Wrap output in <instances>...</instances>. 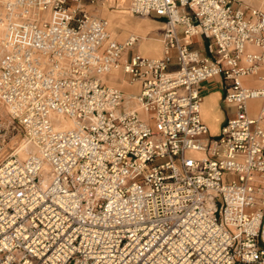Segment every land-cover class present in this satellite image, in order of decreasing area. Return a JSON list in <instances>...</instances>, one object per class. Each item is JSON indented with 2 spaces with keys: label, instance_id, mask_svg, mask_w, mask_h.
I'll return each mask as SVG.
<instances>
[{
  "label": "built area",
  "instance_id": "obj_1",
  "mask_svg": "<svg viewBox=\"0 0 264 264\" xmlns=\"http://www.w3.org/2000/svg\"><path fill=\"white\" fill-rule=\"evenodd\" d=\"M102 1L0 0V264H264V10L128 0L162 22L152 59ZM219 76L235 112L213 136Z\"/></svg>",
  "mask_w": 264,
  "mask_h": 264
},
{
  "label": "crops",
  "instance_id": "obj_2",
  "mask_svg": "<svg viewBox=\"0 0 264 264\" xmlns=\"http://www.w3.org/2000/svg\"><path fill=\"white\" fill-rule=\"evenodd\" d=\"M104 1H108L107 3L104 4L103 9L99 12L97 11V13H101V15L103 17H106L107 19L111 18L113 16V13H115V11H126L129 13V4L126 1H121L120 3L116 4L114 1H118V0H104ZM244 3V6H248L251 8H257V9H262L264 10V0L261 1H257V0H242ZM115 7L114 10H111L110 8ZM157 23H159L162 28V22L161 21H157L155 20ZM136 24V26H142L141 29H139L138 31L145 33V36L140 37L142 38V42L148 43L147 45H145V43H143V45H138V48L135 49V52L140 53L141 55H144L146 57L149 58H163V52H162V44H161V38L160 36H151L148 37V34L152 31L158 30L160 27L158 26H152L150 23L148 22H137L134 23ZM130 35V34H128ZM126 35V36H128ZM147 40V42L145 41ZM206 39L203 38H196L194 39V45H196L195 41L198 42L199 45H197L194 49L199 50L200 52H202L203 54H207L208 53V47H207V52H206V47L204 45V41ZM120 41H123V38L120 39ZM208 41V40H207ZM153 43V44H157L159 46V50L153 48H149L148 46ZM141 44V43H140ZM209 44V42H208ZM161 56V57H160ZM120 78V77H119ZM113 83H115L116 85H120L121 87H123L122 83H119L117 81L118 76H113ZM249 84H252L254 86H259V82L254 81L253 79L249 81ZM200 92L203 96V103H202V117L204 122L206 123V125L208 126L209 130L211 131L213 136H217L220 134V131L222 129V126L224 125V123L231 118L232 116H234V108L231 107L230 105H228L225 102V94H226V83L224 82V79L219 76L216 78H213L209 81H206L204 83L201 84L200 86ZM222 106H226L228 108L227 112H224L222 110ZM250 106H252V108H256L257 106H260V102H251Z\"/></svg>",
  "mask_w": 264,
  "mask_h": 264
},
{
  "label": "rangeland",
  "instance_id": "obj_3",
  "mask_svg": "<svg viewBox=\"0 0 264 264\" xmlns=\"http://www.w3.org/2000/svg\"><path fill=\"white\" fill-rule=\"evenodd\" d=\"M121 1L122 0H118V1H114V2L116 4H118ZM107 2L108 1H102L97 6L90 7L89 8L90 12H92L93 14H95L97 16L103 17L101 15V13H97V11L100 12L103 9L104 4L107 3ZM110 9L114 10L115 7H112ZM103 18L107 19L106 17H103ZM107 21L109 23V29H110L113 37L116 38L119 41L122 38H123V40H125L126 37H127L126 35H128V34H134V35H137V36H140V37L145 36V33H142L140 31H138L139 29L142 28V26H136V24H134V23H136V21L137 22H144L145 21V22L150 23L152 26L156 25V26L160 27L158 30L150 32L148 34V37H151L152 35L153 36H160L161 31H162V26L159 23H157L154 19H147V18H141V17L132 16L130 13H128L126 11H122V10H119V11L116 10L115 13H113V16L111 18L107 19ZM145 41L147 42V40H145ZM143 43H145V42H141V44H139V45H143ZM195 43H196V45H193L194 48L197 45H199L198 42L195 41ZM147 44L148 43H145V45H147ZM204 45L206 47V52H207V47H208V41L207 40L204 41ZM148 47L149 48H153L154 47L155 49L159 50V46L157 44L151 43ZM137 48H138V45L134 48V50L137 49ZM134 50H131L130 52L132 53V52H134ZM0 55H1V51H0ZM116 86L118 88L131 89V88L125 87L124 85H123V87H121L120 85H116ZM252 102H255V101H252ZM1 107L2 106L0 105V118L3 121H6L7 118H8L7 110H5V108H3V107L1 108ZM1 109H2V111H1ZM222 110L224 112H227L228 108L226 106H222ZM209 132L212 135L210 130H209ZM15 141H13V143Z\"/></svg>",
  "mask_w": 264,
  "mask_h": 264
},
{
  "label": "bare ground",
  "instance_id": "obj_4",
  "mask_svg": "<svg viewBox=\"0 0 264 264\" xmlns=\"http://www.w3.org/2000/svg\"><path fill=\"white\" fill-rule=\"evenodd\" d=\"M112 1V0H111ZM122 1H126L128 4H129V1L128 0H122ZM113 2V1H112ZM129 13L131 14V12H130V10H129ZM132 15V14H131ZM133 16V15H132ZM132 36H137V35H134V34H130V35H128L127 37H126V39L125 40H123V41H119V40H117L116 38V40L118 41V42H120V43H125L130 37H132ZM161 41V40H160ZM141 42H142V40H141ZM140 42V43H141ZM139 43V44H140ZM161 44H162V41H161ZM162 52H163V45H162ZM146 57V56H145ZM163 57H164V52H163ZM152 59H157V58H152ZM161 59V58H160ZM115 76H117V75H115ZM119 77V76H118ZM121 78V77H120ZM111 82H112V84H114V85H116L115 83H113V79H111ZM125 87H128V88H130L128 85H127V83L126 82H123L122 83ZM2 108V107H1ZM6 110V109H5ZM1 111H2V109H1ZM4 112V111H3ZM201 114H202V107H201ZM64 127H66V128H71V124H69V123H66L65 125H64Z\"/></svg>",
  "mask_w": 264,
  "mask_h": 264
}]
</instances>
